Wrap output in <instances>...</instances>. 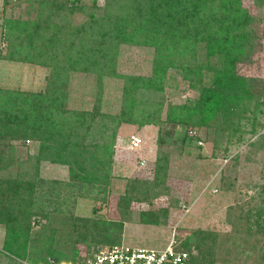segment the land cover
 <instances>
[{"label":"trees","instance_id":"1","mask_svg":"<svg viewBox=\"0 0 264 264\" xmlns=\"http://www.w3.org/2000/svg\"><path fill=\"white\" fill-rule=\"evenodd\" d=\"M241 1L105 0L103 6L97 0L90 6L81 0L4 1L5 6L11 4L15 9L3 22L6 46L0 60L51 68L44 91L0 87V224L6 229L5 249L30 264H75L78 256L77 263L82 264L77 244L123 241V221L72 215L68 226L61 224L62 250L52 246L53 236L42 234L46 240L41 250L46 255L35 254L31 246L38 247L39 240L31 238L32 218L44 216L41 207L36 210L33 206L37 198L35 178L2 175L16 164L22 170L26 162L18 158L14 142H40L37 153L27 158L37 175L44 158L68 163L72 183L67 186L103 193L111 188L109 171L115 150L109 142L87 141L99 118L103 125L107 119L117 126L123 122L160 124L170 100L166 122L206 129L209 136L214 135L215 144L221 137L237 136L245 126L244 118L258 120V114L264 112V77L244 74L238 65L255 62L264 43V29L261 36L255 34L252 23L256 17L242 7ZM253 1L264 13V0ZM78 11L88 13L89 19L73 25L72 14ZM123 43L154 48L150 75L117 72V55ZM74 70L96 72L98 76L99 96L93 110L67 107ZM105 76L124 78L123 109L116 116L101 110ZM173 82H183L195 90V98L173 103L165 94ZM81 127L86 134L79 132ZM166 156L157 159L158 172L164 168ZM104 169L106 177L101 176ZM54 182L63 185L59 180ZM107 197L102 198L106 201ZM261 200L263 203L254 207L257 217L250 227L264 233V185ZM167 214V208L150 210L142 213L141 220L158 224ZM61 221L66 223L64 218ZM217 237V232L199 228L177 247L190 252L189 264H216ZM261 252L262 262L264 241Z\"/></svg>","mask_w":264,"mask_h":264},{"label":"rangeland","instance_id":"2","mask_svg":"<svg viewBox=\"0 0 264 264\" xmlns=\"http://www.w3.org/2000/svg\"><path fill=\"white\" fill-rule=\"evenodd\" d=\"M4 1L0 0V52L5 51L6 46L4 19L15 9L11 4L5 6ZM81 3L90 6L93 0H81ZM97 3L103 6L105 0H97ZM241 5L256 17L252 28L256 35L261 36L264 29L262 8L253 0H242ZM72 19L73 25H81L88 21L89 15L78 11L72 14ZM258 49L255 62L238 65L240 72L264 77V43ZM153 58L154 48L123 43L118 51L116 70L120 75H150ZM50 73V67L40 64L0 60V87L44 91ZM172 84L171 87L167 86L165 94L173 103L195 98L196 91L183 82ZM123 86L124 78L121 76L104 77L102 112L114 116L121 113ZM68 90L69 109L93 110L99 96L96 72L74 70L70 75ZM169 102H166L160 124L123 122L117 126L115 121L107 119L103 125L101 118L94 122V127L87 134V141L109 142L115 150L109 171L111 188L103 193L98 189L90 191L86 187L67 186V183H72L71 164L68 163L44 158L37 175L27 158L37 153L40 142H14L18 148V158L26 162L22 170L16 164L3 171L2 175L35 178L37 198L33 206L36 210L41 207L44 213L43 217L32 218L31 238L33 241L39 240L38 247L31 246L35 254L46 255L41 250L42 242L46 240L41 237L42 234L53 236L52 246L62 250L65 243L62 236L59 237L63 229L61 224L68 226L67 221L71 220L72 215L82 218L102 216L123 221L122 242L130 246L165 248L172 241L181 244L194 230L204 228L218 234L214 247L216 264L264 263L261 262L264 233L254 232L250 227L257 217L254 207L263 203L264 112L258 114L256 122H253V117L244 118L242 122L245 126L237 136L221 137L219 143L215 144L214 135L209 136L206 129H192L166 122ZM79 132L86 134V129L81 127ZM133 134L142 138L140 147L131 146ZM165 154L167 160L164 168L158 172L157 159ZM106 169L101 170L102 177H106ZM56 180L63 185H55ZM79 192L85 195H79ZM106 194L108 197L105 201L102 197ZM162 208H167L168 214L161 216V223L142 222V213ZM63 218L66 223L61 221ZM59 219L60 223L57 224ZM5 234V226L0 224V264H30L29 260L4 248ZM77 245L83 262L88 254L109 244ZM77 262H80L79 256L75 257V264Z\"/></svg>","mask_w":264,"mask_h":264},{"label":"built area","instance_id":"3","mask_svg":"<svg viewBox=\"0 0 264 264\" xmlns=\"http://www.w3.org/2000/svg\"><path fill=\"white\" fill-rule=\"evenodd\" d=\"M130 143L134 148L140 147L142 138L133 134ZM177 246L175 241L165 248L136 247L121 242L93 251L82 264H189L190 252Z\"/></svg>","mask_w":264,"mask_h":264}]
</instances>
